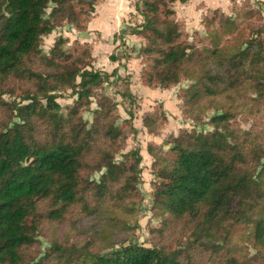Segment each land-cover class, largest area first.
I'll return each instance as SVG.
<instances>
[{
    "label": "trees",
    "instance_id": "16d2710c",
    "mask_svg": "<svg viewBox=\"0 0 264 264\" xmlns=\"http://www.w3.org/2000/svg\"><path fill=\"white\" fill-rule=\"evenodd\" d=\"M97 1L0 0V93L20 87L19 101L13 100L9 116L0 119V264H204L201 258L243 264L217 252V243L228 247L233 229L251 222L255 243L264 244V137L234 136L230 125L236 112L264 109V11L250 0L233 16L214 8L202 19L210 25L212 44L197 49L178 41L176 23L166 18L174 10L160 13L165 0L134 3L142 20L130 32L146 40L139 51L153 55L142 84L164 88L191 78L182 93L185 110L217 99L210 104L216 109L210 130H181L170 136L164 153L147 145L161 178L154 204L162 226L156 230L158 241L145 246L116 237L128 225L122 213L131 207L141 160L137 147L114 159L124 125L115 124L116 103L97 91L117 68H93L88 45L75 41L69 52L62 36L48 54L40 49L41 37L56 27L86 30ZM66 89L75 98L64 115L56 93ZM93 96L96 106L87 125L82 110L90 108ZM152 111L142 116L150 133L157 121ZM93 171L101 173L98 181L89 179ZM44 218L76 229L78 222L81 228L66 242L50 239L43 256L32 262L30 248ZM203 243L213 256L197 255L195 247Z\"/></svg>",
    "mask_w": 264,
    "mask_h": 264
},
{
    "label": "rangeland",
    "instance_id": "374dc122",
    "mask_svg": "<svg viewBox=\"0 0 264 264\" xmlns=\"http://www.w3.org/2000/svg\"><path fill=\"white\" fill-rule=\"evenodd\" d=\"M104 1L108 2V8L112 10L111 15H113V18L107 20L104 13L97 9L98 13L91 24L98 26L99 30L86 29L79 31L69 25H62L41 37L40 49L44 54H48L56 38L62 36L68 38V42L64 43V48L69 52L73 50L75 41L88 45L92 55L91 66L93 68L107 72L112 71L115 67L117 68L116 73L108 79L107 83H103L97 91L102 92L116 103L114 110L116 113L115 124L124 125L125 134L123 140L117 145L114 159L120 161L122 153L137 147L139 148L141 160L137 165L138 172L133 182L134 191L131 196V207L122 213L128 225L125 229L119 230L116 237L117 240L129 238L137 240L145 246H150L158 241L154 240L156 230L162 226V218L159 213H156L154 204L155 187L161 181V178L155 172L154 159L148 152L147 145L152 143L158 148V151L164 153L170 146L171 135L177 136L181 130L194 132L210 130L208 120L216 112V109L211 107L210 104L215 105L217 99H204L191 109L185 110L182 93L194 82L191 78L181 77L177 82L164 88L161 86L149 87L142 84L141 80H144V73L151 66L153 55L140 52L139 49L142 44H146V40L140 35L130 32V28L138 26L137 20L140 14L136 12L138 15L135 13L131 17L129 16L128 23H126L124 12L131 0ZM255 1L254 3L250 2L252 7H259L264 11V7L258 4V0ZM135 2L141 4V0H132L131 3L134 9ZM245 3L242 0L239 5H232L229 16H233V10ZM201 5L198 0H174L172 2L165 0L164 4L160 5V13L162 14H165L166 8L174 10V14L166 15V18L176 23L180 32L178 41L185 42L187 46L197 49H203L212 44L209 35L210 25L204 26L202 19L211 16L213 9L201 13L197 11V15H194V10L200 9ZM190 12L191 14H189ZM121 22L123 24L116 31ZM119 32L121 33L119 34ZM110 54L116 57L115 61L109 58ZM11 83L13 81H10L7 86H11ZM15 86L16 89L13 93L7 91L0 93V119L2 120L9 116L7 106L11 107L13 100L15 102L19 101L20 87ZM127 89L133 95H131L132 97L128 96ZM56 95V102L60 105L59 111L66 115L75 96L70 95V89L58 90ZM91 100L90 108L82 110V117L87 125L91 124L92 109L96 106L94 96ZM2 101L5 104H2ZM128 110H130L131 115ZM152 110L156 113L157 121L155 131L150 133L147 127L143 125L142 116ZM128 118H130L129 122ZM230 125L235 132L234 136L255 137L262 134L263 139L264 109L255 114H249L245 111L236 112L230 119ZM263 162L264 157L261 158L260 164ZM260 168L261 165L257 167L256 172ZM100 174L99 171H93L90 173L89 179L98 181ZM46 209V204L39 207L41 213H44ZM70 217L71 215L67 216L65 220ZM82 222L83 224L87 223ZM251 224V222L238 224L233 229L228 247L219 240L217 252L234 255L243 264H264V244L257 245L255 243L251 233ZM76 225L78 226L77 229L72 226V223H59L44 218L37 231L36 241L30 248L29 254L34 257L32 262L38 261L39 257L43 256L46 248L49 247L50 239L60 238L66 242L73 237L81 228L78 222ZM170 231L173 232V230ZM80 236L83 238L85 234ZM201 240L206 242V238H203V236H201ZM195 251L198 256H213L215 254L212 253L210 248L206 247L205 243L202 246L197 245ZM208 260L201 258L200 262L214 264L210 261L205 262Z\"/></svg>",
    "mask_w": 264,
    "mask_h": 264
},
{
    "label": "crops",
    "instance_id": "0c3cea01",
    "mask_svg": "<svg viewBox=\"0 0 264 264\" xmlns=\"http://www.w3.org/2000/svg\"><path fill=\"white\" fill-rule=\"evenodd\" d=\"M103 1L104 0H98L97 3L95 4L94 14L91 17L90 21L87 23L86 29H97V30H99L97 28L98 26L93 25V23L91 24V21L93 20L95 15H97V13H98L97 9L104 13L105 18L107 20H110L111 18H113V15H111L112 10L108 8V6H109L108 2L107 1L103 2ZM131 2H132V0L130 1L129 5L126 7L125 12H124V20L126 21V23H128L127 20L129 18V16L131 17L133 14L136 13V10L133 8V4ZM198 2L202 5L200 6V9L194 10V12H193L194 15H197V11L199 13H201L202 11L205 12V11H208V10L214 9V8H218L219 10L223 11L226 14H230L229 10L232 7V5H239L242 2V0H198ZM250 2L254 3L256 1L250 0ZM258 4H260L262 7H264V0H258ZM189 14H191V12ZM141 20H142L141 16L139 15L137 23L141 22ZM121 24H123V23L121 22L119 24L116 31L120 28ZM116 31H114V32H116Z\"/></svg>",
    "mask_w": 264,
    "mask_h": 264
}]
</instances>
